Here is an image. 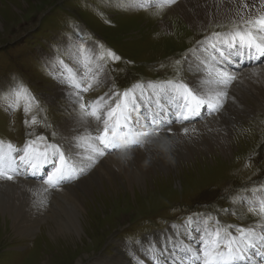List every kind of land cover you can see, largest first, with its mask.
Returning a JSON list of instances; mask_svg holds the SVG:
<instances>
[{"label":"rangeland","instance_id":"obj_1","mask_svg":"<svg viewBox=\"0 0 264 264\" xmlns=\"http://www.w3.org/2000/svg\"><path fill=\"white\" fill-rule=\"evenodd\" d=\"M174 5L160 7L154 3L139 7L134 0H0L3 147L7 149L11 144L20 149L19 153L13 152L18 158L29 141L39 148L56 145L69 165L75 159L71 150L79 147L76 153L81 150L94 155L99 163L105 156L88 152L81 137L67 138L59 132L66 119L77 118L91 127V134L86 137L88 142L100 134L103 125L85 116L81 102H91L109 92L127 90L130 95L132 90H146L148 97L143 96L138 104L148 117L155 112L162 115L177 106L176 89L162 90L160 86L168 81L193 88L198 81L202 83L204 66L198 58L202 53L200 46L213 43L217 38L213 33L230 38L227 34L237 26V21L229 19L193 29L180 19ZM89 68L94 72L101 69L106 81L82 93L83 101L78 96L68 100L56 95L55 90L61 86L75 93L74 83L87 87ZM48 96L53 102L48 101ZM244 119L232 128L230 153L224 158L215 156L214 151L195 156L193 161H182L167 174L157 171L145 188L127 190L124 178L120 177L116 178L117 191L104 185L101 191L82 195V207L86 211L82 214L84 231L80 237L69 239L54 233L47 228L48 223L39 225L34 235H22L11 230L2 219L15 213L0 207V264H46L47 260L48 264H77V261L103 264L97 263L100 258L105 264H117L118 258L135 264L133 255L149 264L146 255L153 256L156 248H152L150 241L173 235V228L182 227L190 220L208 226L219 224L223 233L239 228L260 230L264 227V216L253 206L259 203L256 196L264 192V111ZM94 141L103 147L98 140ZM135 142L136 149L142 148L144 141L135 138ZM84 168L78 180L88 178L92 170L89 171L88 162ZM78 180L63 181L61 186H73ZM19 216L18 220L35 223ZM43 224L45 227H41ZM175 244L178 247L175 240H166L163 245Z\"/></svg>","mask_w":264,"mask_h":264},{"label":"bare ground","instance_id":"obj_2","mask_svg":"<svg viewBox=\"0 0 264 264\" xmlns=\"http://www.w3.org/2000/svg\"><path fill=\"white\" fill-rule=\"evenodd\" d=\"M173 4H175L174 6L176 10L179 11L180 19L189 27H193V29L196 27L198 29H203L204 25L229 19L236 20L237 22L239 21V17L235 13L236 6L225 2V0H175V3ZM225 39L230 40L231 37L220 36L219 38H216L213 43H216L219 47H223V44H221L220 41ZM211 44L210 41L209 43L205 42L202 47L200 46L202 53L199 54L200 56L198 55L200 62L204 66V70H201V72L204 73V79L202 83L201 81H198L196 87L203 89L202 94L208 101L206 105L199 109V115L193 117L191 120L180 123L177 122V117L175 115L179 110L177 106H174L172 111L168 109L162 114V119L171 121V132L165 127L161 130L159 136L152 134H149L148 136L133 135V141H135V138H137L139 142L144 141L143 147L140 149H136V142L132 146H128L121 141L119 143L121 152L112 151L106 153L104 155L105 159L99 163H96V159L94 164L88 160L90 168H92L90 173H88V178L78 180L79 176L77 179L78 181L73 184V186H61V182L54 187L56 190H50V188L53 187H50L45 183L48 175L55 170L53 161H55V164L59 163V155H54L53 147L47 148L48 162H45L42 156L36 160L39 167L35 170V174H32L33 169L30 166L20 164L17 168V171L20 174L15 175L13 180L9 181L7 179H0V207L4 211L6 209V212L15 213V216L10 214L9 216L4 215L2 217L4 222L7 221L9 223L11 230L22 235H34L38 230L39 225L42 223H48L47 228L50 227L54 233L57 232L58 234L64 235V237L68 236L69 239L74 236L80 237L84 231L81 222V219L83 218L82 214L86 211L82 207L84 201L81 198L82 195H90L94 190L97 192L101 191L104 185L117 191L118 186H116V180L120 177L124 178L123 182L127 190H131L134 187L138 189L145 188L146 182L151 180L152 174H156L157 171L167 174L170 172V169H176L182 161H193L196 157L206 156L214 151L216 152L215 156L222 158L226 157L230 153V139L233 134L232 128H236V126L241 124L240 122L246 120L244 118L251 119L256 113L259 115V112L264 111V56L255 60L244 58L243 62H239V58H234L231 63H219L216 65V67L220 69H225L235 74L237 79L233 84L230 83L227 86H219V88H222L227 92V96L219 97L218 99L222 106L217 110H213L210 105H215L217 103V99H213L212 96L218 86L214 82V78L209 77L208 75V72L212 69L210 58L214 52L211 48ZM87 51L89 54H92L91 49L88 48ZM193 55L196 56V54ZM253 68H257L259 75H252ZM95 72H99L100 77L106 81V74L104 75L101 69H98ZM207 81L213 82L206 83ZM133 91L134 90L131 91V94ZM138 92H144L143 96L146 98L148 97L145 94L147 93L146 90H137L134 93L137 95ZM55 93L68 100H73L76 97L75 92L63 86L55 90ZM131 94L129 95L130 100L132 98ZM50 97L51 96H48V101L53 102ZM151 117L152 115H150L149 118ZM185 127L189 129L188 135L183 133ZM193 128L196 129L195 133H192ZM90 130L91 127L87 121H77V118L74 120L69 118L63 122L59 132L67 138L81 137L87 146V151L90 152L92 147H98L93 138L91 139L93 142H88L86 140V137L91 134ZM69 142H71V140ZM39 149L44 150L45 147ZM78 149L79 147H75L71 150L75 159L73 160L74 163L70 164V166L80 168L79 164H81V167H85L86 156L82 155L81 150L76 153L75 151ZM4 151L7 153L8 149L4 148ZM11 155L15 156L13 153H11ZM30 155H33L34 157L36 156L35 153L31 152ZM46 171L47 174L45 175ZM261 196H264V192L259 194V196H256L259 201ZM46 203L47 205L50 204L51 212L50 206L46 207ZM64 209L66 210L64 211ZM19 214L35 220V223L30 224L26 221L18 220L20 218ZM47 220L50 222H46ZM43 226L45 227L44 224L41 227ZM204 227L209 231L214 230L205 226L200 221L193 222L190 226L183 225L182 227H175L172 229L173 235L170 234L167 238L162 240L160 237H155L157 239H152L150 243L152 248L156 247L155 249L168 248L171 250L174 247L179 248L181 246L199 249L201 247V242L195 240L186 242L185 240L192 239L189 234L190 232H193V230L200 234L202 238L205 231ZM256 232L259 233L260 230H256ZM181 235H184V237H180ZM166 240H175L176 243L178 242V247L176 244L171 247L163 245ZM197 243L198 246L196 245ZM249 254H251V252H249ZM133 256L135 264H148L137 255ZM146 256L149 258V264H159L154 255L147 254ZM101 259L102 258L98 259L97 263L105 264L104 262H101ZM167 261L169 264H174V261L171 259H168ZM48 262L49 261L47 260L45 263L48 264ZM116 263L129 264L122 258L116 259ZM77 264H79V261H77ZM184 264H202V261L186 259ZM251 264H264V261H261L259 258H254Z\"/></svg>","mask_w":264,"mask_h":264},{"label":"snow or ice","instance_id":"obj_3","mask_svg":"<svg viewBox=\"0 0 264 264\" xmlns=\"http://www.w3.org/2000/svg\"><path fill=\"white\" fill-rule=\"evenodd\" d=\"M225 2L236 6L235 13L239 17V21L233 31L227 34L231 39L220 41L223 47H219L216 43L211 44L215 55L210 58L212 69L208 72V75L214 78V82L218 86L215 90L217 103L210 105L213 110H217L222 106L218 98L227 96V92L219 86H227L237 79L235 74L220 69L216 65L231 63L234 58H239V62H243L244 58L255 60L264 56V0H225ZM134 3L139 7H148L154 3L164 7L175 3V0H134ZM213 36L219 38L221 33H213ZM108 55L113 57L114 54L109 52ZM114 58L119 59V57ZM100 59H103V57H100ZM252 75H259L257 68L252 69ZM87 79L89 81L87 87H82L80 83L73 84L76 89L75 94L80 101H83L82 93L104 83V79L100 77L99 72H94L90 68L88 69ZM211 82L213 81H207L206 83ZM149 86L151 87V85ZM160 87L162 90L175 88L179 95L177 101L179 110L175 113L177 122L183 123V121L191 120L199 115L201 106L208 103L202 94L203 89L200 87L193 88L185 83L173 84L172 81H168L166 85ZM131 95L132 99L129 100V91L127 90L124 93L109 92L91 102L80 103V108L84 111L85 116L94 118L98 124L103 125L100 134L94 137L103 147H92L91 149L96 156L103 157L106 153L116 150L118 147L117 141L132 146L135 143L132 140L133 135L148 136L152 134L159 136L161 130L165 127L171 132V121L163 120L161 112H155L149 118L140 111L137 101L143 97L144 92H141L139 96L134 92ZM26 123L28 122L26 121ZM195 132L196 129L193 128L192 133ZM183 133L188 135L189 129L185 127ZM39 139L43 140L44 138L39 137ZM140 146L143 147V144ZM47 147H53L54 155H59V163L55 164V161H53L55 170L48 175L45 181L50 187H56L66 180L78 179L79 175L84 174L85 168L70 166L64 153L56 146L46 145L45 149L41 150L35 146L34 141H29L22 150L23 154L19 155L17 159L11 153H19L21 150L15 149L9 144L6 153L3 142H0V179L13 180L15 175L20 174L17 171L20 164L30 166L33 169L32 174H35V170L39 167L36 160L40 156L43 157L45 162H48ZM30 152L35 153L36 156H30ZM88 160L92 164L96 162L94 156H89ZM253 207L254 209L258 207L259 214L264 216V196H261L258 205ZM191 223L193 221L190 220L186 226H190ZM237 231L239 232L238 237L231 230L222 235V229L211 231L205 229L199 249L183 246L174 247L171 250L160 248L159 250L153 249V255L159 264H166L168 259L173 260L174 264H184L186 259L202 261V264H251L254 258L264 261V227H261L259 233L252 228H239Z\"/></svg>","mask_w":264,"mask_h":264}]
</instances>
